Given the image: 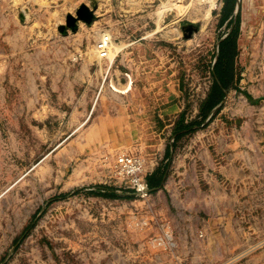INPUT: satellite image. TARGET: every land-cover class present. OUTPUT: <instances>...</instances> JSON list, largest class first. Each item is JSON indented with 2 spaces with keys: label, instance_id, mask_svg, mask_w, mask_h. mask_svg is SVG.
Instances as JSON below:
<instances>
[{
  "label": "rangeland",
  "instance_id": "obj_1",
  "mask_svg": "<svg viewBox=\"0 0 264 264\" xmlns=\"http://www.w3.org/2000/svg\"><path fill=\"white\" fill-rule=\"evenodd\" d=\"M226 2L0 0V264H264V0Z\"/></svg>",
  "mask_w": 264,
  "mask_h": 264
},
{
  "label": "built area",
  "instance_id": "obj_2",
  "mask_svg": "<svg viewBox=\"0 0 264 264\" xmlns=\"http://www.w3.org/2000/svg\"><path fill=\"white\" fill-rule=\"evenodd\" d=\"M109 43L110 37L107 35L98 42V51L103 59L108 56ZM115 169L116 173L126 180L134 196L145 198L152 192L147 182L144 163L138 156L130 153L119 154L116 157Z\"/></svg>",
  "mask_w": 264,
  "mask_h": 264
},
{
  "label": "trees",
  "instance_id": "obj_3",
  "mask_svg": "<svg viewBox=\"0 0 264 264\" xmlns=\"http://www.w3.org/2000/svg\"><path fill=\"white\" fill-rule=\"evenodd\" d=\"M232 2V7L229 8V2L227 0V2L225 3V6L227 5V10L226 12L229 14L230 12L233 13L232 15L235 13V9H236V3L237 0H231ZM234 5V6H233ZM234 7V8H233ZM231 15V16H232ZM241 17V9L239 8V11L237 12L236 15V23L239 22V19ZM229 20V19H228ZM233 20L230 19L229 23H231ZM236 45H232L231 48L230 46L227 48L226 51H224L223 55L226 56V61H227V65L225 66V68L221 67V54H219L217 62L215 63V74L217 75V83L214 84V86L211 89V92L206 100V105L204 106V110H208L209 112H212L218 105H220V103L222 102L224 96H223V92L225 90V87H227L228 81L231 77V70H232V62H233V54L235 52V47ZM230 52V53H229ZM218 111V109H217ZM150 182V179L148 180V183ZM150 187V185H149ZM150 189H153V187H150Z\"/></svg>",
  "mask_w": 264,
  "mask_h": 264
},
{
  "label": "bare ground",
  "instance_id": "obj_4",
  "mask_svg": "<svg viewBox=\"0 0 264 264\" xmlns=\"http://www.w3.org/2000/svg\"><path fill=\"white\" fill-rule=\"evenodd\" d=\"M197 4H201V7H196L191 11L189 12L186 17L190 20H200L201 21V25L203 27H205L208 23H209V20H210V12L211 10H214L217 8V0H211L210 2V10L203 13L201 10L205 9V4H203V0H196ZM205 3V2H204ZM218 7H219V4H218ZM241 7V6H240ZM102 36H105V35H102ZM100 39V38H99ZM101 40V39H100ZM98 43L96 45V49L98 50ZM108 47L110 48V43L108 44ZM95 49V48H94ZM109 50V49H108ZM99 52V51H98ZM93 54V53H92ZM98 55V53H97ZM101 57V55L99 54V58ZM109 58V62H112L113 61V58L112 56L111 57H108ZM113 90L114 92L118 93V92H123L122 89L120 88H117L116 86L113 87ZM144 163V162H143Z\"/></svg>",
  "mask_w": 264,
  "mask_h": 264
},
{
  "label": "crops",
  "instance_id": "obj_5",
  "mask_svg": "<svg viewBox=\"0 0 264 264\" xmlns=\"http://www.w3.org/2000/svg\"><path fill=\"white\" fill-rule=\"evenodd\" d=\"M244 51H245V49H244ZM128 79H129V78H128ZM119 88H120V87H119ZM129 89H131V83H129V84L125 87V89L123 90V92H121L120 94L129 93V92H130ZM217 107H219V105H218ZM217 107H216V109H217ZM214 110H215V109H214ZM148 180H149V179L147 178V182H148ZM156 181H157V185H156L155 187H153V189H150L152 192L160 187V182H159L158 180H156ZM148 185H149V183H148ZM149 188H150V187H149Z\"/></svg>",
  "mask_w": 264,
  "mask_h": 264
},
{
  "label": "water",
  "instance_id": "obj_6",
  "mask_svg": "<svg viewBox=\"0 0 264 264\" xmlns=\"http://www.w3.org/2000/svg\"><path fill=\"white\" fill-rule=\"evenodd\" d=\"M239 8H240V6L237 5L236 10H235V14L239 11ZM217 108H218V107H217ZM215 109H216V108H215Z\"/></svg>",
  "mask_w": 264,
  "mask_h": 264
}]
</instances>
